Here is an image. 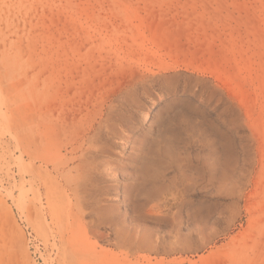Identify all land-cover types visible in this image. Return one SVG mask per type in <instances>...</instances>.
<instances>
[{"label": "rangeland", "instance_id": "obj_1", "mask_svg": "<svg viewBox=\"0 0 264 264\" xmlns=\"http://www.w3.org/2000/svg\"><path fill=\"white\" fill-rule=\"evenodd\" d=\"M130 88L136 134L217 160L195 216L55 212L57 128ZM0 264H264V0H0Z\"/></svg>", "mask_w": 264, "mask_h": 264}, {"label": "bare ground", "instance_id": "obj_2", "mask_svg": "<svg viewBox=\"0 0 264 264\" xmlns=\"http://www.w3.org/2000/svg\"><path fill=\"white\" fill-rule=\"evenodd\" d=\"M137 101V97L133 96V88L126 89L123 95L106 97L96 110H78L67 125L57 128L55 139L58 152L61 146L70 149L64 154L55 152L59 158L54 170L65 169L67 162L64 160L70 153L73 155L70 157L73 166L68 171L74 172V175L71 178L64 177L65 183L60 188L61 198L59 195L53 205L55 212L61 208L64 214L69 212L72 215L76 209L84 219L85 206H92L91 209L96 212L93 223L98 226L105 223L98 214L105 208L99 210L97 200L93 203L89 200L93 195L109 191L117 195L122 189L127 199L133 200L129 202L137 205L136 208L150 204V210H166L172 214L173 220H177L184 212L187 216H195L192 195L198 186L206 188L210 183L213 162L217 160L214 157L201 163L197 155L192 156L187 148L182 150L179 142L168 135L160 136L159 133L149 140L146 135L136 134L135 129L146 115L140 121L133 118L132 107ZM129 145L133 153L123 157ZM190 160L196 163L192 164ZM58 177L56 179L59 181ZM120 204L118 202L113 209L107 207L111 213L110 223L117 226H123L126 213L120 210ZM199 224L195 221L194 228ZM115 234L119 239L122 237L118 230Z\"/></svg>", "mask_w": 264, "mask_h": 264}]
</instances>
